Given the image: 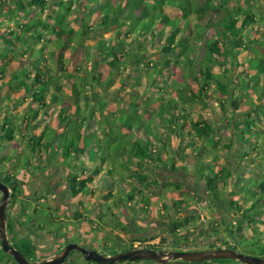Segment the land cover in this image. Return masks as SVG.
Returning a JSON list of instances; mask_svg holds the SVG:
<instances>
[{"label":"trees","instance_id":"obj_1","mask_svg":"<svg viewBox=\"0 0 264 264\" xmlns=\"http://www.w3.org/2000/svg\"><path fill=\"white\" fill-rule=\"evenodd\" d=\"M213 1L216 0H206L204 5H208L207 7L209 8L206 10L199 8L197 2L193 0H0V20L2 18L8 23H12V26L6 32L0 31V40L4 44V50L0 49V59L2 58L4 61L3 64L8 77L6 100L9 106L12 101L16 102L14 109H17L18 106L25 102H28V105H32L34 101L37 103V107H33V110L31 107L29 108V113L24 119L25 123L22 124L26 134L21 135L22 129L19 123H16V121L12 122L9 119L1 128L2 142L6 141L7 144L5 147L2 145L0 152V181L10 189V207L13 208L18 205L16 209L19 211L14 217H11L8 209L6 214L7 233L11 245L23 254L28 261L40 260L37 258V250L30 243V240L32 241V238L34 239V237L38 236V230H45L44 227L47 222H51L53 219L60 222L56 216L59 211L47 205H45L47 207L42 204L36 206L35 200L30 195L20 198V196L26 195L24 194V189L27 185V182H25L27 175L24 172L26 169H22L20 172L19 168H15V165L12 164L11 156L9 155L10 143L12 145L14 142L19 149L22 147L21 142L28 146L30 158H25L27 161L26 165L28 170L34 173L40 170V165H48L55 158L50 155V150L62 154L60 158L70 155L72 160L79 165L81 164V167L76 169L74 161L71 162L73 166H70L72 170L67 179V190L70 198L81 200L85 193L93 195L96 190L101 193L102 179L104 177L101 175V169H94L90 172L86 167L87 163L91 164L90 162H92L90 156L86 157V161L82 159L83 154L88 149V144L85 140L82 141V138L91 132L90 123L97 122L95 120L92 121V119L96 117L100 119L98 124L95 125L97 128L94 130L96 132L102 130L101 140L104 141V145L110 146L113 140L121 141L127 138L126 135L117 136V128L113 130V126L106 121L108 118L101 114L103 112L102 108L108 106L107 103L109 104V102L103 101L101 92L104 94L109 92L110 85L113 82L107 79V82L102 81L98 84L99 76L102 74L95 73V71L100 67V62L95 63V67L92 68L89 75L86 72L73 73L72 69L69 70L67 68L66 55H69L68 53L71 54L72 50L75 49L74 46H70L74 36L79 38L81 35L91 34L95 30L106 31L120 22L125 23L123 24L124 28L115 34V42L110 43L107 48L104 47L98 51V56L103 58L101 63L105 64L104 67L110 71L112 69L116 70L117 64L126 66L131 70L135 68L144 70L151 68L152 70L147 71H153L157 76L167 72L168 77H171L174 75V59L179 58L180 63L183 64L182 72H187L188 80L185 81L182 72L179 73V78L186 83V91L184 94L178 93L177 97L185 105L194 102L205 105L206 103L202 102L205 94L204 89L207 88L209 90L210 86L213 85L211 92L214 95H220V98L224 96L231 108L238 113L240 104L231 99L232 97L235 98V94H232L231 89L238 90V78L242 77L243 85L246 91H249V95L247 97L240 96L239 91L236 92L239 95L238 98L246 100L244 103L249 110L244 113L245 116L240 115L239 118H235L232 114L229 115V122L226 123L225 127L230 130L233 139L236 140L238 138L240 142H247V140L251 142V144L248 143V149L251 152H239V154H253L256 153V150H262L258 145L257 139L260 138L259 132L264 130V82L259 77L261 75L264 77V54L262 53L264 49V17L258 18L251 9L242 6L229 7L227 1L218 2L217 9L221 14L217 17V14L212 10L211 3ZM164 8H167V12L164 11ZM79 9L84 11L83 19L81 20L83 24L73 28L67 19L73 16V10L78 12ZM85 13H87L88 17L92 16V21L84 18ZM180 21H184L182 27L178 26ZM157 25H160V29L155 35L153 28ZM164 31H166V34L163 36V42L159 44L158 48L161 59L153 67H149V62L146 65L143 63L144 55L140 47L141 44L138 46V50L134 52H129L125 49L126 45L135 42L139 36H150L152 39H156ZM121 37L123 38L122 40H120ZM191 43H198V46L203 49L201 59L197 60L196 55V50L199 47L196 48ZM18 66H21V69L18 70ZM215 67H218L221 72L213 74L212 69ZM1 71L3 73V68ZM111 75L113 76L112 73ZM61 82L66 84L67 91L65 93L63 85L60 84ZM123 82L127 83L128 80L124 79ZM190 83L198 84V90L193 91ZM131 89L132 92L128 95L130 98L127 101L129 104L124 106L126 110L133 108L139 115L144 105V114H150L151 109L149 107H152L156 101H147L149 96H146V90L143 93V99L133 94V91L141 89L137 83L132 84ZM49 90L60 93L56 96L59 104L56 114L45 110L49 108L45 101ZM16 95H23L22 100H17L15 98ZM65 99L70 102V105H66L67 108L65 107ZM173 101L174 99L168 101L169 112L173 114L171 116L177 117L176 121L183 120L184 115L182 113L179 114L177 112L178 115L176 116L174 109L176 104ZM223 101L220 100L219 102ZM162 108L163 106L158 108V113L162 111ZM104 121L105 125H103ZM39 122L44 123L43 128L40 129L39 134H32L31 132L36 130ZM212 122L206 118L196 121L191 120L190 130L185 131L183 124H181L179 138H183V134L187 136L192 134L193 136L191 140L183 145L182 149L179 147L183 141L178 139V137L177 139L176 137H169L166 142L161 140L148 141L145 144V150L138 143L132 144L131 148L135 147L136 150L132 152L133 156L131 159L134 157L135 160L133 159L134 161L129 164L125 163L124 168L128 171V175L121 168V173L125 175L124 177L127 180L125 182L121 179L123 186L120 187V190L126 198L123 199L121 205L116 209L123 206L126 213L131 210L135 211L136 208H132L133 205H131L134 202L136 206L140 203V211L149 212L151 200L145 197V193L153 196L152 187L158 184L165 190L172 192L182 191L184 184L182 185L181 182L159 183L158 178L152 176V169L156 168L157 165H162V154L166 151L170 142H175L176 146L173 152L176 156L187 153L192 154L195 151L194 149L199 147L197 141H202V149L209 153L211 158H213V155L217 157L214 154L215 152L223 155L218 150L222 144H218V140H216L217 134L213 133L214 125ZM52 124H55V126L52 127ZM125 128L130 130L128 125ZM238 128H240V131H238ZM57 129L59 130L57 131ZM56 131L57 133H54ZM47 133H49L48 136ZM261 138H263L262 146H264V136ZM157 142L164 144L162 148L156 145ZM53 145L54 147H52ZM115 145L118 147L123 146L122 142L115 143ZM99 147L101 148V146ZM228 148H230V145ZM42 151L46 152L43 153ZM40 152L42 153L40 154ZM72 152H74V155H71ZM46 155L47 159L44 162L41 158ZM117 155L124 157V154L120 151L117 152ZM217 159L213 158L214 162ZM30 163H33L32 167ZM197 165L198 161L194 165L193 171H195V177L198 179L196 174ZM174 167L175 165L172 163L169 169L173 170L175 169ZM208 170L210 175L208 179L202 177L197 180L204 186L200 191L205 194L216 195L218 196L217 200L220 201L221 194L218 191V182L223 184L222 187H230L229 198L232 199L234 197L230 201L233 203L232 206L229 205L230 208L234 212L241 209L240 221L250 225L249 231L254 230V228L251 229L254 217H247L243 213L245 210L244 205L246 204L245 197L250 191V188L243 181L247 179L253 180L251 189L254 193L249 194L255 199L251 202V207L254 208L260 202L264 204V172L258 171L255 165L253 170H238L236 175H232V170L224 164L214 170ZM252 171L256 173L254 177L249 176ZM108 172V174H112L111 170H108ZM38 181L40 180L36 181L37 184ZM129 181H132V183ZM93 182L95 183L94 186L89 188V184ZM107 184L108 195L111 196L114 188L110 181ZM241 197L245 201L244 205L241 204V200H237ZM128 203H130V207L127 206ZM182 203V201H179L175 205H181ZM241 205L243 208H241ZM112 207H108L105 212H101L98 205L97 214L94 215L98 220L96 219L95 223L100 227L101 219L103 220L101 223H103L112 218L113 221L117 222V228L123 231L126 230V225L121 224L118 218L114 217ZM28 211L37 220L45 222L44 227L39 225L36 228L34 221H31L28 226L24 225L22 222H25V220L22 218L30 217ZM19 213H28V215H19ZM71 217L78 224L82 220H86L85 222L89 221V218L85 214L83 215L79 209ZM184 221L189 223L190 218H180L179 222L172 221L171 227L173 231L182 228ZM236 223L237 221H234V225ZM263 223L264 216L261 220V225ZM16 227L30 230V238L23 237L17 240ZM228 227L230 228V226ZM235 227H233V232L236 231V237L239 238V243H241V238L246 233H243L242 225ZM229 228L226 229L229 231ZM47 229H49L48 232H54L49 227ZM139 229L141 228H137V230ZM57 232L58 230L54 234L56 233V236L61 239L62 237ZM233 232L230 230L229 235H232ZM262 239L261 231H257V237H252L250 241L255 242V245L260 248ZM163 242H165V239H161V243ZM260 250L264 253L263 249L260 248ZM0 264H16L9 255L2 251L1 246Z\"/></svg>","mask_w":264,"mask_h":264},{"label":"rangeland","instance_id":"obj_2","mask_svg":"<svg viewBox=\"0 0 264 264\" xmlns=\"http://www.w3.org/2000/svg\"><path fill=\"white\" fill-rule=\"evenodd\" d=\"M194 2H197V5L199 8H204L208 10V5H204L206 3V0H193ZM227 1L229 7H245L252 10V12L259 18L264 17V0H216L213 1L212 4V10L217 14V17L220 16V11L217 9L218 2H225ZM215 9V10H214ZM211 10V8H210ZM94 11V10H93ZM164 11L167 12V8H164ZM74 15L76 14V11L73 10ZM177 13V12H176ZM84 18L88 21H92V16L88 17L87 13H85ZM80 23L78 20L72 19V23L75 26V23ZM125 22V21H124ZM123 24L125 23H118L116 26L112 27L111 29H108L106 31L101 30H95L91 34L81 35L79 38H76V36L73 37L72 46H74L75 49L72 50V53L69 55H66V66L67 68L72 69L73 73L78 72H86L87 75L91 74L90 71H92V68L95 67L96 62H100V67L96 69L95 73H101L102 75L99 76V83L102 81L107 82V79L112 80L113 84L110 85L109 92L104 94L101 92L103 101L109 102L108 106H104L102 108V115L107 117L106 121L109 123V125L113 126V130L117 128L116 135L124 136L126 135L127 138L121 141H111V145L107 146L104 145V141L101 140L102 138V130L95 131L94 129L97 128L95 125L98 124L99 120L97 117L93 118V120L97 122L90 123V127H92L91 132L84 136L82 138V141L85 140L88 144V149L83 154L82 159H86V157L90 156V159L92 162L91 164L87 163V168L90 172H92L94 169H101L102 171V190L100 191L96 190L93 195H89V193H85L83 195V198L77 199L75 201H71L69 205L66 206L67 210L59 212L57 216V219L60 220V222H57V220L53 219L51 222H47L46 226L44 227L45 222H41L39 219L34 218L30 211L29 218L25 217L22 218L25 220V222H22L24 225H29L31 221H34V225L36 228L41 225L45 228L44 231L36 230L38 232V236L34 239L32 238V241L30 240V243H32L37 250L36 256L38 259L47 260L52 258L51 256L57 255V253L60 251L62 246L67 241L75 242L78 246H81L85 249L89 248V245H94L93 249L97 251L99 254L102 255H113L115 249L119 247L118 245H128L127 238H130L132 236H136L137 233L141 234V237L149 236L154 231L156 232L158 228H168L171 224L172 218L171 215L174 213V206H172V200L179 198L180 196L184 199V204L178 208L180 213L178 215V219H175L174 221L179 222L181 217H185L187 214L194 213L195 209L194 206L197 207L196 200L192 197V195H200V188L197 186L196 181L198 179H201L202 177L205 179L209 178V170H214L217 167H220L222 164L229 166L234 170L235 168L242 171H251L254 169V165L256 166V169L260 172H264V151L263 150H256V153L253 154H245L247 152H251L248 149V143L251 144L249 140L247 142H240L238 138L233 139L230 134V130L225 127L226 123L229 122V115H233L235 118H239L240 115L245 116V112L249 110L248 106H245L244 99L238 98L239 95L236 91H239L240 96L247 97L249 95V91H246V88L243 85L242 77L238 78V90H233L231 87H229L232 90V94H235L234 99L235 102L240 104L239 112H235L227 99L223 96L220 98V95H214L211 90L213 89V85L210 86V89L207 90L204 89V95H203V103L205 102V105H201L199 103H190L188 105L182 104V102L179 100L178 93L184 94L185 93V81L188 80L187 72L183 71V64L180 63L179 58L174 59V70L171 77H168L167 72H163L162 75L157 76V74L153 71H147L144 69L135 68L133 70L129 69L126 66H120L116 64V68L118 69H112L111 71L104 67L105 64H102L103 58H100L98 56V51L102 50V48H107L110 43L115 42V34L122 30ZM184 24V21H180L178 26L182 27ZM125 26V25H124ZM75 28V27H74ZM121 28V29H120ZM160 29V25H157L153 28V33L156 35ZM103 32V33H102ZM99 33V35H98ZM101 33V34H100ZM166 34V31L160 35V37L156 39H152L149 37H137L136 41L131 43L130 45H126L125 49L127 51H136L138 50V46L141 44L142 52L144 55V61L143 63L146 65L148 62L149 67H153L155 64L158 63L161 59V55L158 51L159 44L163 42V36ZM187 34V33H186ZM123 38L121 37L120 40ZM76 40V42H74ZM103 44H102V43ZM198 48V43H191ZM262 53L264 54V49L262 50ZM94 54V55H93ZM197 60L201 59L203 56V49L199 47V49L196 50ZM103 66V67H101ZM115 70V71H114ZM152 70V69H151ZM172 72V71H170ZM182 72V75L184 77V82L179 78V73ZM221 71L218 69V67H215L212 69L213 74H218ZM113 74V76L110 74ZM118 73V74H117ZM261 78V81L264 82V77L261 75L259 76ZM90 78V77H89ZM124 79H127L128 82L124 83ZM137 83L141 90L139 91H133V94L136 96H139L140 99H143V93L146 90L147 95L149 98L147 101L155 102L152 107H149L151 109L150 114H144L145 109L142 107V112L135 111L133 108H129L126 110L124 106L128 105L127 103L128 99L130 98L128 95L131 94V86L132 84ZM63 85V88L66 86V84L60 83ZM193 91L198 90V84L196 83H190ZM253 86V84H251ZM98 88V87H96ZM259 88V87H258ZM99 89V88H98ZM65 90H67L65 88ZM235 91V92H234ZM118 96H117V95ZM89 95V93H88ZM110 96L109 98L105 99L106 96ZM119 98L120 101L114 100V97ZM229 98V97H228ZM174 99V106L175 114L178 115L177 112L182 113L184 115V119L176 121L175 119L177 117H173L169 112V100ZM155 100V101H154ZM220 100H224L223 102H219ZM145 101V100H144ZM124 103V104H123ZM148 103V102H147ZM162 108V114L161 112L158 113V108ZM184 108H183V107ZM31 109L33 110V105H31ZM72 109V108H70ZM48 112H52L50 108H46ZM69 110V108H68ZM244 114V115H243ZM247 115V113H246ZM241 116V117H242ZM100 118V117H99ZM213 121L212 124L214 125L213 133L217 134L216 140H218V144H222L221 147L218 149L220 152H222L223 155H217L215 152L214 154L217 155V157L213 155L214 159H217L216 162H214L213 158L209 156V153L204 151L202 149V141H197L198 146L197 149H194L195 151L192 153V156H190L188 159H183L184 156L187 158V154H181L179 156H176L173 152L175 148V142H170L169 146L166 148V151L162 155L163 163L159 166L157 169H152V173L154 177L158 178L159 183H175L177 179H185L188 181V185H182V191L178 190L177 192H172L170 190H165L161 187L160 184L152 187V194L153 196H150L149 193H145V197L149 198L151 206L149 209V212L144 213L139 210V205H134L135 203L132 202L131 205L132 208H136L135 211H128L129 213H126L123 206L118 208L123 199L126 198L120 190V187L123 186L122 180L126 182L127 179H125V175L121 173V168L124 170V172L128 175V171L126 170L125 163L127 164L131 163V161H134L135 158L133 157L131 159L132 152L136 150V148H131L132 144L138 143L143 150L146 149L145 144L148 141H163L166 142V140L169 139V137L180 139L182 140V144L180 145V149H182L184 144L191 140L193 138L192 134L185 135L183 134V138H179L180 136V129L181 124L184 127L185 130H190L191 126V120L196 121L198 119H204ZM39 124V125H38ZM37 124L39 130L43 128V122H39ZM105 121L103 122V125H105ZM180 124V125H179ZM126 125L129 126L130 130H127L125 127ZM263 127V125H262ZM264 129V128H263ZM59 129H57L58 131ZM54 132V133H57ZM238 131H240V128H238ZM16 133V132H15ZM185 133V132H184ZM49 133H47V136ZM254 136V135H253ZM17 137V136H15ZM253 139V138H250ZM28 140V139H27ZM101 140V141H100ZM234 140V141H233ZM22 141V140H21ZM263 138H258L257 142L259 147L262 146ZM123 144L122 147H118L115 145V143H121ZM22 143V147L19 149L17 145L13 142L12 145L10 143L9 148V155L11 156L12 164L15 165V168H19L20 172L22 169H26L24 172L28 173V166L26 165V157L30 158L29 154V148L25 145L24 142ZM181 143V142H180ZM157 146L162 148V145L160 142L156 143ZM230 145V148H228ZM101 146V148L99 147ZM54 147V145L52 146ZM231 150V151H230ZM246 150V151H245ZM120 151L123 156H118L117 152ZM45 153L46 151H42ZM41 152V153H42ZM51 156H61L62 154L56 153L50 150ZM239 152L244 154H239ZM109 154V156H108ZM71 155H74V152H72ZM211 155V154H210ZM177 157V158H176ZM199 158V160H198ZM210 158V159H208ZM241 158V159H240ZM244 160H243V159ZM134 159V160H133ZM240 159V160H239ZM60 158L56 157L54 160H51L50 164H53L54 166L58 165V162H60ZM86 161V160H85ZM197 176L198 179L195 177V171L194 165L197 163ZM253 164H252V163ZM66 166H73V164L70 162V159H66L65 161ZM175 165V169L171 170L169 169V166L171 164ZM251 163V164H250ZM31 167L33 166V163H30ZM74 165L76 166V169H79L81 164H77L76 161H74ZM127 166V165H126ZM152 167V166H151ZM155 168V167H154ZM115 169V171H114ZM108 170H111L112 174H108ZM38 172V171H36ZM35 172V173H36ZM114 172V173H113ZM255 171H252V173H249V176L254 177L256 175ZM116 174V175H115ZM39 176V177H37ZM45 176V174H43ZM35 178H38L37 180H42L43 178L40 177V175L35 174L33 177H25V182H27V187L33 189L34 183H36ZM163 178V179H161ZM34 181V182H33ZM108 181L112 184L114 191H112V195H108ZM190 181H192L193 185L190 184ZM251 179H247L246 181H243L244 184L250 188V191L248 192V195L244 199L241 197L237 200H241V204L244 205L245 210L244 214L247 215V217H254V221L252 223L251 229L254 228V230L249 231V226L247 223L240 221L241 218L240 212H242L241 209L234 212L227 204H224L222 206V203L228 200L227 197H229L230 187H222L223 184L221 182H218V191L221 194L220 199L224 198V200L217 201L216 202V210L215 212L211 213V215L208 214L209 212V202L208 199H205L206 204H203L202 206H199L198 212L193 215V218H190L189 223L185 222L182 223L184 226L181 232L177 233L174 238L179 244H187L189 242H194L195 244H198V242L201 243V241H208L207 236L208 233L213 231L214 229H220L218 230V233L222 231V233H219L220 238L228 237L235 239L237 241V245H235L234 250L237 253H241L243 255H249V256H255L259 257L260 254L263 255V252H261L260 248H258L257 245H255V242H251L250 240L252 237H257V231H262L261 226V220L264 216V204L259 203L254 208L251 207V202L254 201L255 197H251L250 194L254 193V191L251 189L253 187ZM132 183V181H129ZM94 182L89 184V188L94 186ZM97 185V184H96ZM40 187V186H39ZM111 188V187H110ZM204 186L202 187V189ZM232 188V187H231ZM104 189V192H103ZM112 189V188H111ZM25 190V189H24ZM103 192V193H102ZM250 193V194H249ZM101 194V195H100ZM203 194H205L203 192ZM44 197L49 200V202H52L53 196L50 192L48 193H42ZM180 195V196H179ZM90 196V197H89ZM1 197V194H0ZM233 197V196H232ZM98 200H97V199ZM139 199V198H138ZM234 199V197L232 198ZM231 199V200H232ZM80 200V201H79ZM101 200V201H100ZM137 200V199H136ZM230 200V201H231ZM100 202V203H99ZM43 204L40 202V204H36V206H40ZM232 202L229 203V205L232 206ZM98 205L101 209V212H105V210L111 206L112 211L114 212V217L118 218L119 222L121 224L126 225V230L122 232V229L118 230L116 224L117 222L113 221L112 218H109L107 222L101 223L103 220H100V227L97 226V223H95L96 218L94 215L97 214L98 211ZM241 205V208L243 206ZM18 205H15L13 208L10 207V204L7 207V213L9 209V214L11 217H14L19 211L16 209ZM43 206H45L43 204ZM50 207L49 205H47ZM45 206V207H47ZM127 206L130 207V203L127 204ZM193 206V209H192ZM42 207V206H41ZM251 207V208H250ZM233 208V207H232ZM248 208V210H247ZM79 209V211H82L83 215L85 214L87 218H89L88 222H85L86 220H82L79 224L75 222L74 218L68 215V213L74 214V212ZM139 210V211H138ZM24 213V212H23ZM19 213V215L23 214ZM28 213L23 215H28ZM93 214V215H92ZM211 216V218H208ZM171 218V219H170ZM234 221H237L236 225H234ZM135 224L136 229H133L131 227L132 224ZM61 225V226H60ZM242 225L243 227V233L245 234L244 237L241 238L242 242L239 243V238H237L236 231L233 232V227ZM26 226V227H27ZM230 226V228L228 227ZM53 230L54 232L58 230V234L62 237L61 239L57 240L53 236V234H50L48 232L49 229ZM229 228L233 233L232 235H229V231H224V228ZM28 228V227H27ZM27 228L23 227H16L15 232L17 236V240L25 237L30 238L29 232ZM137 228H141L137 230ZM157 228V229H156ZM236 228V227H235ZM186 230H190L189 233H186ZM255 231V232H253ZM41 232V233H40ZM264 232V231H263ZM205 233V235H204ZM41 234V235H40ZM207 234V235H206ZM225 234V235H224ZM166 234L164 231H161L156 233L154 237L149 238V243L156 242L157 239L166 238ZM264 236V234L262 235ZM156 239L154 240V238ZM210 237V235H209ZM148 240V239H145ZM154 240V241H153ZM91 245V246H92ZM170 243L166 242L165 244H162V248H168L170 247ZM199 246V245H196ZM264 248V247H263ZM92 249V248H91ZM82 255L76 251H72L70 255L65 260V263L74 264V261L81 258ZM50 257V258H49ZM82 264H84L82 262ZM131 264V263H130ZM132 264H150V263H140L135 262Z\"/></svg>","mask_w":264,"mask_h":264},{"label":"flooded vegetation","instance_id":"obj_3","mask_svg":"<svg viewBox=\"0 0 264 264\" xmlns=\"http://www.w3.org/2000/svg\"><path fill=\"white\" fill-rule=\"evenodd\" d=\"M40 154H41V152H40ZM40 154H38V155H40ZM219 154L220 153H218L217 155H219ZM81 155H82V153L80 154V157H81ZM186 156H187V158L184 156H181V157H183V159H188L190 156H192V154H187ZM52 157H54V156H52ZM58 157L60 158V156H58ZM41 159H42V161L45 162V159H47V155L45 157H42ZM60 159H61L60 162H58V165H56V166H54L53 164H48L45 166L40 165L39 166L40 170H38V172H36V173L28 170V173H26L27 176L29 175V177H33L35 174H38L43 179L38 181V184L34 183L33 189L30 188L29 186L28 187L26 186L25 190H24V194H26V195H24L23 197L20 196V198H24V197L30 195L35 200V202H34L35 204H40V202H42L44 205H49L52 209H57L60 213H61V211L63 212V210H67L66 206L69 205V203L71 201H75L76 199H72L69 197V192L67 190V179H68L69 173L72 169H70V165H69V167L66 166L65 161H66V159H70V162H73L74 160H72L70 155L64 156ZM229 168L232 170L231 167H229ZM171 173H172V170H171ZM236 173H237V169L235 168L234 170H232V175H236ZM43 174H45V176H43ZM37 177H39V176H37ZM37 179L38 178H35L36 181H37ZM161 179H163V178H161ZM159 182H160V180H159ZM175 182H181L185 186L188 185V181L183 179V178L177 179ZM196 183H197V186L200 187V190H201V188L203 187L202 184L199 183L198 181H196ZM40 184H41V186L39 187ZM190 184L193 185L192 181H190ZM48 192H50L53 196L52 202H49V200L47 201V199L44 197V195H42V193H48ZM192 197L196 200V204H197V207L194 206L195 212L192 214H187L185 217H181L182 219L187 218V217L193 218V215H195V213L198 212L199 206L206 204L205 201H203L205 199H208L207 202H209L208 214L211 215V213L215 212L214 210H216V208H217L216 202L218 201L217 200L218 196L209 195L208 193L203 194V192H201L200 195H192ZM227 198H228V200L226 201V203H225V201L224 202L222 201V200H224V198H222V200H220L221 202H223L222 206H224V204H227L229 206L231 199L229 197H227ZM179 201H182L183 203L181 205H175ZM184 203H185L184 199L181 196L179 198L172 200V206H174L173 207L174 213L171 215L172 221L179 218L178 216H176L174 218V216L178 215V213H180L178 208L181 207ZM192 209H193V206H192ZM68 215L73 216L74 214L68 213ZM208 218H211V216H209ZM172 221H171V223H172ZM131 227L133 229H136V226L134 223L131 225ZM182 229L183 228H180V229L173 231L171 224L168 228H158L156 232L153 231L150 234V237H154L155 234L160 232V230H161V231L165 232L166 238L160 237L159 239H157L156 242H152V243H149V238H150L149 236L141 237V234L137 233L136 236L134 235L130 238L126 237L127 242L129 244L125 245V246H122L119 244L118 245L119 247H117V249H115V251L113 253L116 254L118 252L133 250V249H152L155 251H170V250L171 251H199V250H212V249H232V250H234L233 247H235V245L238 244L235 239H232V238L228 239V237H225V236L223 238H220L221 236H219V233H222V231L218 233V230H220V229H217V228L208 233V236H207L208 241H206V239H205L204 241H201V243L198 242V244H195V241L193 243L189 242L187 244H184V243L179 244V242H177L174 237L176 235H178L177 233L178 232L180 233ZM118 230H120V229H118ZM224 231L226 232V231H228V229L224 228ZM122 232H123V230H122ZM189 232H190V230H186V233H189ZM49 233L53 234L54 235L53 237L55 239L59 240V238L56 236V233L54 234V232H51V231ZM204 235H205V233H204ZM209 235H210V237H209ZM145 239H148V240H145ZM155 239H156V237L154 238V240ZM161 239H165V242L161 243ZM166 242H169L171 246L168 248H162V244H165ZM68 243H75V242L67 241L64 244V246L67 245ZM91 245H89L88 249L94 250L93 249L94 245H92V246ZM196 245H199V246H196ZM64 246H62V248L60 249V252L64 248ZM105 256H111V255H105ZM259 257L264 258V253H263V255L260 254ZM79 261L83 262L84 264H95V263L90 262V261H85L82 256H81L80 260L74 259V261H71V262H74V264H78ZM135 262L157 264L153 261H135ZM135 262H122V263H116V264H130V263L132 264ZM168 264H243V263H241L239 261H235V260L220 259V260H208V261H203V262H199V263H186V262H182V261H170Z\"/></svg>","mask_w":264,"mask_h":264},{"label":"water","instance_id":"obj_4","mask_svg":"<svg viewBox=\"0 0 264 264\" xmlns=\"http://www.w3.org/2000/svg\"><path fill=\"white\" fill-rule=\"evenodd\" d=\"M0 246L16 264H63L72 251L79 252L85 261L95 264H116L122 262L153 261L157 264H168L170 261L199 263L208 260L228 259L243 264H264V258L243 255L232 249H212L199 251H155L152 249H133L118 252L111 256L99 254L95 250L85 249L75 243H68L57 255L47 260L28 261L9 242L7 233V207L9 205L10 189L0 181Z\"/></svg>","mask_w":264,"mask_h":264},{"label":"crops","instance_id":"obj_5","mask_svg":"<svg viewBox=\"0 0 264 264\" xmlns=\"http://www.w3.org/2000/svg\"><path fill=\"white\" fill-rule=\"evenodd\" d=\"M83 12L84 11L82 9H79V11L76 12L77 14L74 15V13H73V16L68 17L67 20H68L69 24L71 23V26L73 28L76 27V26H82L83 23H82L81 20L83 19ZM75 18L80 23L78 24L76 22L75 23L76 25L74 26L73 23H72V19H75ZM1 20H3V21H1ZM1 20H0V31H3V32L5 31L6 32L12 26V23H8L7 21H5V19H2V18H1ZM98 35H99V33H98ZM74 42H76V40ZM70 46L72 47V44ZM0 49L1 50H4V44H3V41L2 40H0ZM68 54H70V53H68ZM3 62L4 61L1 58L0 59V152L2 150V145H4V147H5L6 144H7L6 141H4V143L2 142V134H1L2 133V131H1L2 130L1 129L2 128V125H5V122L8 119L11 120L12 122H15L16 121V123H19V126L22 129L21 130V135L26 134V132L24 131V127H22V124L25 123V120L24 119H26L27 114L29 113V110H30L29 108L31 107L30 106L31 104L28 105L29 104L28 102L22 103L20 106L17 107V109H14L13 108L16 105V102L14 103V101H12L10 103V106L8 105V102L6 100V92L8 90V87H7L8 77L6 76V72H5L6 69L4 67ZM2 68H3V73L1 71ZM17 68L19 70V69H21V66H18ZM65 88L67 89L66 86L64 87V90H65ZM66 91L67 90H65L64 93ZM135 91H137V90H135ZM58 94H60L58 91H51V90H49L48 94L45 97V101L47 102L48 107L51 109V111L54 114H56V112L58 111V107H59V104L57 103V100H56V96ZM22 96L23 95H20V96H17L16 95L15 98L20 101V100H22ZM146 96H148V95H146ZM50 97H52V98H50ZM109 97L110 96L108 95V96L105 97V99H107ZM114 100L120 101L119 98H117L116 96L114 97ZM65 103H66L65 104V107H66V105H70V102L68 101V99H65ZM36 104H37L36 101L32 102L33 107H35V106L37 107ZM107 105H109V104L107 103ZM54 126H55V124H52V127H54ZM39 132H40V130L37 127L36 130H34V132H31V133L36 135V134H39ZM263 136H264V130H262V131L259 132V137L261 138ZM263 149H264V146L262 147V150ZM161 159L163 161L164 157L161 158ZM156 164H158V163H156ZM159 166L160 165H157V168H159ZM157 168H153V169H157ZM261 226L263 228L262 231H261V234L263 235L264 234V232H263L264 231V223ZM262 240H263V241H261L262 246L260 248L263 249V251H264V248H263L264 247V236H263V239ZM42 260H44V259H42ZM38 261H40V260H38ZM63 264H67V263L64 262ZM69 264H71V263H69ZM78 264H82V262L79 261Z\"/></svg>","mask_w":264,"mask_h":264}]
</instances>
